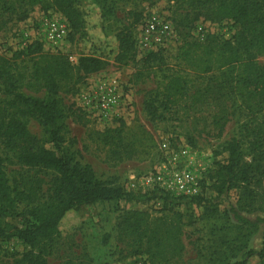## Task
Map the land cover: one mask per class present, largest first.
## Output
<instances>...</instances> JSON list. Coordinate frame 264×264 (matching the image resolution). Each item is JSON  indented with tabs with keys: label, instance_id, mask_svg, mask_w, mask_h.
<instances>
[{
	"label": "rangeland",
	"instance_id": "rangeland-1",
	"mask_svg": "<svg viewBox=\"0 0 264 264\" xmlns=\"http://www.w3.org/2000/svg\"><path fill=\"white\" fill-rule=\"evenodd\" d=\"M76 6L82 20L77 32L53 5V0L35 5L29 0H0V57L17 63L18 91L40 99L50 97L42 84L31 85V80L36 83L29 76L35 60L18 56L19 51L26 50L34 41L42 42L46 55H64L74 64L83 56L102 57L108 63L105 69L86 75L73 91L66 84L59 90L68 126L64 147L81 163L90 164L99 178L146 195L158 187L156 182H148L158 171L170 170L174 163L178 167L188 166L198 176L199 194L205 202L198 204L189 197L176 196L180 199L174 205L166 204L162 197H154L80 206L65 217L62 236L47 256L48 264H239L242 261L264 264V258L247 255L251 249L261 250L264 223L259 222L255 227L244 225L233 211L236 209L253 220L264 218V200L254 207L243 208L246 203L243 188L221 192L218 176L219 165L228 159L225 144L241 136L245 109L236 96L220 101L206 95L209 85L224 76L225 70L220 69L222 59L211 58L212 70L205 73L192 64L203 55L202 49L198 54L190 53L199 55L193 61L185 55L189 51L188 43L204 42L209 35L228 38L235 28H229L228 19L216 22L205 19L204 15L193 22L197 10L186 0H77ZM153 13L172 25L165 45L158 50L161 59L147 62L149 53H139L136 49L128 62L117 61L118 32L130 28L137 42L141 28ZM54 17L66 20L69 26L70 34L58 45L46 38L45 21ZM183 22L194 27L188 28ZM199 26L204 27V34L198 33ZM257 63L264 67V55L257 57ZM175 76H182L185 93L166 120L153 121L145 109V100L163 91ZM114 80L120 96L116 109L105 111L94 102L87 103L94 88ZM12 98L0 91V107L5 116L17 112L10 104ZM221 104H227L225 114ZM17 116L41 146L53 148L48 131L36 118L18 113ZM119 127L123 128L119 145L101 140L102 133ZM0 153L10 183L14 186L19 182L36 191L38 200L29 206L44 202L51 193L55 173L23 166L18 150H9L1 136ZM262 187L264 190V181ZM26 204L22 203V207ZM0 221L5 225H22L19 217L4 218L1 213ZM136 223L141 225L140 232L155 227L168 231L174 243L183 244V250L165 256L164 252L158 254L155 248H149L146 237L139 241V231L133 228ZM27 249L16 237L1 241L0 264H23ZM155 252L157 255L153 256Z\"/></svg>",
	"mask_w": 264,
	"mask_h": 264
},
{
	"label": "trees",
	"instance_id": "trees-1",
	"mask_svg": "<svg viewBox=\"0 0 264 264\" xmlns=\"http://www.w3.org/2000/svg\"><path fill=\"white\" fill-rule=\"evenodd\" d=\"M47 1L29 0L32 5L46 4ZM76 1L53 0V5L66 16L75 32L82 26L81 11L77 8ZM186 1L192 9L197 10L193 22L204 15L205 19L216 22L228 19L229 28H235V32L228 38L209 35L204 42L188 43L189 51L185 55L193 61L199 55L190 53L198 54V50L202 49L203 55L191 62L195 68H201L199 70L205 73L212 70L211 58L222 59L220 69L225 70L224 76L220 81L209 85L206 95L220 101L236 96L245 109L246 120L241 136L232 138L225 144L228 159L219 165L218 176L221 192L236 187L243 188L246 197L243 208L254 207L264 200V67L257 63V57L264 55V0ZM182 25L194 27V24L189 25L188 22H183ZM117 39L116 59L120 63H126L136 54V38L130 28L124 27L118 32ZM18 56L35 60L29 76L36 83L30 79L31 85L42 84L50 97L47 100L40 99L18 91L20 77L17 63L0 57V91L13 96L10 104L17 109L15 114L5 116L6 112L0 107V136L9 150H18V159L23 166L30 169L45 168L55 174L48 198L30 207L29 204L38 200L36 191L25 188L19 182L14 186L10 183L0 153V213L4 218L19 217L22 223L21 226H16L5 225L0 221V248L1 241L16 237L28 247L23 255V264H48L47 256L62 236L61 227L65 217L80 206L119 200L133 202L154 197H162L166 204H176L180 197L170 195L158 187L146 195L128 191L112 180L99 178L90 164L81 163L64 147L68 126L59 90L64 84L69 85L71 91L75 90L86 75L106 68L108 63L105 59L88 55L74 64L64 55H46L40 41L32 42L26 50L19 51ZM157 59H161L159 51L150 52L146 60L152 62ZM184 93L182 76H175L163 91L156 92L153 97L145 100V109L153 121L166 120ZM221 106L225 114L227 104ZM17 113L36 118L48 131L53 148L41 146L39 139ZM122 131V127L107 130L100 138L105 143L119 145L123 140ZM189 198L198 204L205 202L200 194ZM26 202L25 207H22V203ZM233 211L244 225L255 227L259 222L264 223L263 217L253 220L236 209ZM133 228L139 231L141 225L136 223ZM138 235L140 242L146 237L149 248H155L158 254L164 252V256L174 250L180 252L184 248L181 242L172 241L168 231L158 227L145 228ZM156 252L152 255L156 256ZM247 255L264 258V236L261 250L251 249ZM244 263L242 261L239 264Z\"/></svg>",
	"mask_w": 264,
	"mask_h": 264
},
{
	"label": "built area",
	"instance_id": "built-area-1",
	"mask_svg": "<svg viewBox=\"0 0 264 264\" xmlns=\"http://www.w3.org/2000/svg\"><path fill=\"white\" fill-rule=\"evenodd\" d=\"M45 25L46 38L53 44H60L69 34V26L64 19L54 17L45 21ZM171 30L172 25L168 20L158 14H151L146 19L137 39L136 48L138 52L148 54L160 50L165 45ZM198 33L204 34V27L199 26ZM71 59L74 58L71 57ZM87 99V103L94 102L105 111L116 109L120 105L116 81L102 82L98 88L91 91ZM167 171H158L155 177L148 179V182L153 184L156 182L155 186L158 184V187L175 196L191 197L199 195L201 191L200 181L193 169L188 166L178 167L174 163L172 169H167Z\"/></svg>",
	"mask_w": 264,
	"mask_h": 264
}]
</instances>
